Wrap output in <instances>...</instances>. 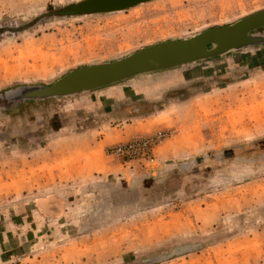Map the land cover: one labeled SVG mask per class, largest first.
<instances>
[{
  "label": "rangeland",
  "instance_id": "rangeland-1",
  "mask_svg": "<svg viewBox=\"0 0 264 264\" xmlns=\"http://www.w3.org/2000/svg\"><path fill=\"white\" fill-rule=\"evenodd\" d=\"M72 1L0 0V23L27 22L50 5ZM262 9L264 0H157L121 13L47 22L0 43V89L50 82L71 69L119 59L159 41L190 37ZM238 79L248 80L188 105L184 111L194 109V116L177 121L176 130L133 138L165 133L154 149V164L146 166L156 167V149L170 145L167 150L176 147L180 154L202 153L191 169L171 167L146 180L141 189L120 194L115 207L89 192H69L62 198L66 218L48 227L27 209L8 210L3 218L14 224L0 234V243L10 242L0 249V264H127L188 248L192 250L160 264H264V161L254 162L250 155L253 144L264 140V72L225 63L205 80H197L187 94ZM182 94L180 90L179 97L186 96ZM83 106L78 122L107 120L103 111ZM52 108L61 111V102ZM234 148L239 149V159H220L221 151ZM77 176L79 172L58 158L5 160L0 164V206L26 194L82 183ZM81 219L94 230L72 238Z\"/></svg>",
  "mask_w": 264,
  "mask_h": 264
},
{
  "label": "water",
  "instance_id": "water-1",
  "mask_svg": "<svg viewBox=\"0 0 264 264\" xmlns=\"http://www.w3.org/2000/svg\"><path fill=\"white\" fill-rule=\"evenodd\" d=\"M154 1L157 0H76L58 7L50 5L27 22L0 23V43L31 32L47 22L121 13ZM225 63L264 72V9L190 37L159 41L119 59L71 69L50 82L24 83L0 89V160L27 156L67 137L93 135L114 125L157 119L214 91L248 80L238 79L215 86L209 84L195 94H187V90L194 89L197 80H205ZM180 90L186 96L179 97ZM57 102H61V111L52 108ZM83 105H88L93 112L103 111L107 120L95 124L78 122L76 116L84 113ZM72 106L76 111H67ZM238 150L225 149L221 151L223 157L220 159H239ZM201 154L165 162L127 177L69 186L48 195L61 199L69 192H89L88 196L115 207L114 202L120 194L141 189L146 180H154L176 165L191 169L193 161L201 158ZM251 154L255 157L254 162L264 161V140L253 144ZM84 212L79 215L83 216ZM92 230L93 226L81 219L74 225L71 237L80 238ZM191 250L188 248L172 255L127 264H160Z\"/></svg>",
  "mask_w": 264,
  "mask_h": 264
},
{
  "label": "crops",
  "instance_id": "crops-1",
  "mask_svg": "<svg viewBox=\"0 0 264 264\" xmlns=\"http://www.w3.org/2000/svg\"><path fill=\"white\" fill-rule=\"evenodd\" d=\"M187 108L188 107L186 106L174 111L175 113L173 114L175 115L169 113L164 117L162 116L160 118L147 120L144 122L130 123L124 126L114 125L106 131H101L93 135L75 138L67 137L68 139H64L54 146L47 147L41 151H36L27 156L1 159L0 164L5 160H11L15 162L18 160H27L29 162L43 160L46 162L58 158L61 163L65 164V166L74 168L75 172H79V176L75 177H81V179L78 181L82 183L79 184L99 179L127 177L133 172H139L147 169L148 166H141L138 162L124 165L108 154V148L113 145L130 141L137 136L155 133L159 130H168L170 128L176 130L177 127H179L177 121L187 117V115H193L192 112L194 109H188V111H184ZM166 148H170V145L161 146L156 149L155 155L158 157L156 164L157 166L162 163L169 162L170 160L173 161L195 155V153L180 154L181 151L176 147L169 150ZM71 176L73 175L71 174ZM77 183L78 182L76 181L73 183H68L63 185L65 186L63 188L79 185ZM49 192L26 194L22 198L14 200L3 206L1 205L0 234H5L8 231V229L3 228L11 225L12 223L14 224V220L11 218H3L5 216L3 213L12 209H27L30 211V214H32L33 218H38L40 220V224L43 227H48L55 224L56 222H60L62 218L67 216V212L65 210L67 207L62 205V198L60 199L56 196L48 195ZM7 244H10V242L0 243V249L3 248V245Z\"/></svg>",
  "mask_w": 264,
  "mask_h": 264
},
{
  "label": "built area",
  "instance_id": "built-area-1",
  "mask_svg": "<svg viewBox=\"0 0 264 264\" xmlns=\"http://www.w3.org/2000/svg\"><path fill=\"white\" fill-rule=\"evenodd\" d=\"M165 133H157L148 137L130 140L108 148L107 152L123 164L138 162L141 166L153 165L154 149L165 140Z\"/></svg>",
  "mask_w": 264,
  "mask_h": 264
}]
</instances>
